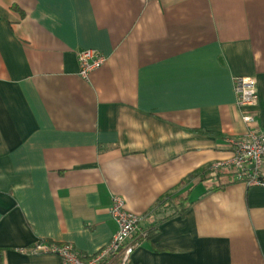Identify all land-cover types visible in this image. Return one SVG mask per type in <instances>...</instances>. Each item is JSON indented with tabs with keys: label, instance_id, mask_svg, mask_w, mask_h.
Wrapping results in <instances>:
<instances>
[{
	"label": "crops",
	"instance_id": "crops-1",
	"mask_svg": "<svg viewBox=\"0 0 264 264\" xmlns=\"http://www.w3.org/2000/svg\"><path fill=\"white\" fill-rule=\"evenodd\" d=\"M87 48L105 61L83 78ZM246 111L264 130V0H0V264H59L37 240L95 253L115 195L147 231L132 264H264V186L182 184L231 157Z\"/></svg>",
	"mask_w": 264,
	"mask_h": 264
},
{
	"label": "built area",
	"instance_id": "built-area-1",
	"mask_svg": "<svg viewBox=\"0 0 264 264\" xmlns=\"http://www.w3.org/2000/svg\"><path fill=\"white\" fill-rule=\"evenodd\" d=\"M76 54L78 72L83 78H87L89 72L105 61V57L94 48L78 49ZM233 86L239 108L252 109L256 106L258 94L252 76L235 77ZM241 118L248 127L243 135L229 139L231 157L214 161L210 169L213 172L231 170L235 179L247 186H264V176L261 174L264 165V130L255 123L252 112H244ZM109 214L116 224V230L108 243L93 254L80 253L69 243L43 240L35 241L29 250L33 253L55 254L59 264H132V252L147 236V231L140 224L143 217L126 210L123 198L117 195L111 199Z\"/></svg>",
	"mask_w": 264,
	"mask_h": 264
},
{
	"label": "trees",
	"instance_id": "trees-1",
	"mask_svg": "<svg viewBox=\"0 0 264 264\" xmlns=\"http://www.w3.org/2000/svg\"><path fill=\"white\" fill-rule=\"evenodd\" d=\"M213 171L210 169V167H202L199 168L192 173L188 174V176L182 180V184H190L193 180L198 179L199 181H204L210 178V173ZM216 178L224 176V173L226 174L228 182L233 180V172H213ZM224 185L223 183L215 182L213 187L211 189L219 188V186ZM187 200V197L185 195H179L174 196V193H167L159 198V200L156 203V207L163 205V204H169L171 203L174 205L175 208V214L182 215L185 210L187 209V205H185V202ZM172 215V214H171ZM170 215V216H171Z\"/></svg>",
	"mask_w": 264,
	"mask_h": 264
}]
</instances>
